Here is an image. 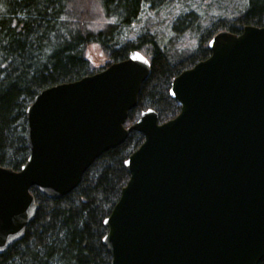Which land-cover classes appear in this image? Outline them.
Instances as JSON below:
<instances>
[{"label": "water", "instance_id": "obj_1", "mask_svg": "<svg viewBox=\"0 0 264 264\" xmlns=\"http://www.w3.org/2000/svg\"><path fill=\"white\" fill-rule=\"evenodd\" d=\"M210 55L172 78L179 113L145 109L128 127L150 61L138 50L39 91L26 108L29 155L0 167V253L38 205L59 199L131 131L126 184L103 224L110 264H258L264 257V27L216 33Z\"/></svg>", "mask_w": 264, "mask_h": 264}, {"label": "trees", "instance_id": "obj_2", "mask_svg": "<svg viewBox=\"0 0 264 264\" xmlns=\"http://www.w3.org/2000/svg\"><path fill=\"white\" fill-rule=\"evenodd\" d=\"M245 26L264 27V0H0V167L18 171L26 162L25 112L39 91L138 50L150 73L124 126L148 108L162 123L180 111L169 95L172 78L210 55L217 32L239 34ZM92 43L107 57L95 69L84 56ZM142 141L131 131L59 199L31 187L37 210L23 237L0 253V264H110L103 220L128 180L124 161Z\"/></svg>", "mask_w": 264, "mask_h": 264}, {"label": "rangeland", "instance_id": "obj_3", "mask_svg": "<svg viewBox=\"0 0 264 264\" xmlns=\"http://www.w3.org/2000/svg\"><path fill=\"white\" fill-rule=\"evenodd\" d=\"M199 2V0H198ZM136 27H134L135 29ZM133 34L130 35L132 37ZM85 58L89 61L91 68H99L107 60L106 54L103 49L97 44H89L84 51Z\"/></svg>", "mask_w": 264, "mask_h": 264}]
</instances>
